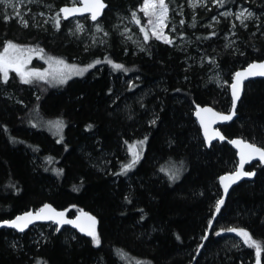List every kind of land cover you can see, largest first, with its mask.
Listing matches in <instances>:
<instances>
[{
    "label": "trees",
    "instance_id": "16d2710c",
    "mask_svg": "<svg viewBox=\"0 0 264 264\" xmlns=\"http://www.w3.org/2000/svg\"><path fill=\"white\" fill-rule=\"evenodd\" d=\"M105 1L102 50L70 40L67 21L53 31L0 15V49L11 42L87 64L58 85L26 84L13 71L5 82L0 73V220L47 204L71 214L77 208L94 218L100 241L70 226L1 228L0 264H264V164L252 165L253 179L223 197L217 179L235 169V151L226 142L206 147L193 116L196 105L231 106L229 86L210 77L213 65L229 82L237 68L264 58V0H216L195 27L182 23L192 38L187 47L147 35L142 49L113 28L116 15L139 0ZM40 2L59 9L68 0ZM240 4L258 18L235 28L234 45L226 21L199 27ZM220 129L264 147V79L246 83L235 119ZM144 137L142 157L122 172L125 143ZM229 228L247 231L260 245L258 257L219 234Z\"/></svg>",
    "mask_w": 264,
    "mask_h": 264
},
{
    "label": "rangeland",
    "instance_id": "374dc122",
    "mask_svg": "<svg viewBox=\"0 0 264 264\" xmlns=\"http://www.w3.org/2000/svg\"><path fill=\"white\" fill-rule=\"evenodd\" d=\"M215 1L216 0H165V5L167 6L168 10L163 20L161 21L159 19L158 9L156 10L155 15H145L144 11H141V8L144 5V0H139V3L134 9H128L126 12H122L120 14H117L115 12L117 15L116 18L113 19V28L115 29V31H117V34L121 36L122 40L131 43L136 49H142L144 47L143 38L146 35L157 38L156 35L153 34L154 32L161 34V38H159V40L166 42V37L167 41H170L168 42L170 45H173L177 48H185L192 42V38L182 30V23L185 21L187 27L189 29H192L193 27H195L194 24L198 21L197 15L199 14L200 16H203L208 14V11L210 10L209 6H212ZM247 1H249V3H252L255 0ZM77 3L78 0H68V3L66 4L73 5ZM241 12H244L245 17H247L246 19L243 17L239 19L237 18ZM248 12H251L252 15L248 16ZM133 13L136 14L135 18L133 17ZM0 15L6 20L14 19L17 23L22 25H25L24 22H26L27 24L30 22V24H32L33 26L47 27L53 31H57V20L59 21V24L63 21L61 12L55 7V5H53L52 3L40 2V0H0ZM186 16L187 20H185ZM257 18L258 13L251 5L240 4L235 9L222 10L218 14L210 17V19L205 23L198 25L199 27L213 28L221 20L226 21L228 23L226 39L228 40V44L234 45L237 41V32L235 28H247L251 24L256 25ZM66 21L68 22V24L65 26V33L68 35V38L70 40L79 43L83 47V49H86L88 51L94 49L102 50L104 48V45L106 44L105 39L108 37V35H106L102 30V22H90L87 16L75 17ZM149 21H151V23H149ZM78 24L82 26V31L77 30ZM97 25H99L101 29L100 31H97ZM5 45L0 49V54L4 53ZM17 46L21 49L34 50L31 52H25L23 54L25 59L30 56V59H28L27 63L24 64V67L22 68L23 72L46 73L43 79L37 76L26 77L29 80L39 79L48 81L52 85L62 84L53 78L54 68L56 66L50 65L48 61L49 57H52L53 59H61L67 65H74L77 69H81L84 71L87 67L86 63L77 62V58H73V60H75L76 62H67L60 57L44 52H39L38 50L40 49L38 48L35 49L27 45ZM8 55L18 56L19 53L13 52V50L10 49ZM202 61V58H198L199 63H202ZM8 71L15 72L21 79V76L12 68H9ZM210 73V77L218 86H229L231 79L228 82L225 78H223L222 73L216 68V65L212 66ZM82 74H76L75 72H66V80L72 77L81 76ZM141 141H143L142 144L140 143ZM145 141L146 138L144 137L138 140H130L125 143L123 151L126 154V158H128V162L127 164L125 163L123 167L132 162L134 154H138L139 159L142 157ZM73 209L75 215L84 213L77 208ZM94 231L96 236L98 237L95 229ZM88 233L87 235H89ZM222 233L231 234L239 243L243 244L244 246L253 248L256 257H258L257 248L249 246V244L245 243L244 238L238 235L237 232L228 231L227 229L226 231L219 232V234ZM89 236L92 240V243L94 245H97L94 243L93 237L91 235Z\"/></svg>",
    "mask_w": 264,
    "mask_h": 264
},
{
    "label": "water",
    "instance_id": "95a60500",
    "mask_svg": "<svg viewBox=\"0 0 264 264\" xmlns=\"http://www.w3.org/2000/svg\"><path fill=\"white\" fill-rule=\"evenodd\" d=\"M102 2L104 3L105 7L101 10L100 15L97 17V19L95 21L92 20L91 12H89V11L74 12V13L68 15L67 18H65V14L60 11L61 15H62V19L64 21H66V20H69V19H72L75 17L87 16L90 22H96L103 16V13H104L105 9L107 8V2L105 0H102ZM66 7L67 8L83 9L84 3H83V0H78L77 4H73V5L63 4L60 6L59 10H61L62 8H66ZM253 63H257V64L264 63V58H262L260 60L250 61L247 64H245L244 66L237 68L233 72L232 77H231V81L229 84V96L231 99V106L229 109H227L226 111H222V110H218V109L212 107L211 105L205 104V105H196L194 112H193V116L196 120V123L199 126V129L201 132V137H202L206 147H210V145L212 143H215V142H219V143L226 142L235 151V155H236V167H235V169L230 171V172L223 173L217 179L219 187L223 192V197H225L227 195V193L229 192V190L233 186L237 185L238 183H240L242 181H251L253 179L254 170L250 169V167L252 165L257 164V163L264 164V161H261L258 155L253 154V155L249 156L248 149H246L244 147L245 144H253V143H251L247 140H244L240 137L228 138L223 134V132L220 129L221 126L226 125L235 119L236 108H237L238 102L242 96V93H243V90H244L246 83H248L249 81L254 80V79H264V76L247 75V74L243 78H241V82H240V86H239V97L235 101V107H233V90H232L231 85L236 80V73L237 72L246 73V70L248 69L249 65L253 64ZM204 109H211V111H204ZM221 116H231V119L223 120V119H220ZM233 141H238L240 143H233ZM256 146L260 147L258 145H256ZM242 153L244 154V162H243V167L241 168ZM241 171L244 173H251V175H241L239 177V179H235L236 174L238 172H241ZM222 177L225 178L223 181L221 180ZM225 186H227V191H225ZM47 205H49V204H47ZM49 206L53 210V212H48L46 210L42 214V217L52 216L51 219L35 218V214L37 212H39V210L44 207V205H43L37 209H30L27 211H22V212L15 214L11 218L0 220V229L1 228L11 229L17 233H23L24 231L28 230L29 228H31L35 225L53 224V225L58 226V227L70 226L72 228H75V229L83 232V233H88L89 231L95 229V227H96V224L95 223L93 224L92 220L89 219V217H91V218H93V217L87 213L75 215V214H71L70 211L67 209H59V208L54 207L53 205H49ZM26 213H32L33 217L31 218V222L27 224V227H24L23 231L19 230V228H17V227H11V226H9V224L5 223L6 221L11 222L13 220H16L17 217L25 216ZM53 213H63L64 215H63V217H60V216L53 215ZM69 220L74 221V223H65L64 222V221H69ZM21 223H23V221ZM258 262H259V264H261V262L259 260H256L253 264H258Z\"/></svg>",
    "mask_w": 264,
    "mask_h": 264
},
{
    "label": "snow or ice",
    "instance_id": "6c2138e0",
    "mask_svg": "<svg viewBox=\"0 0 264 264\" xmlns=\"http://www.w3.org/2000/svg\"><path fill=\"white\" fill-rule=\"evenodd\" d=\"M84 3V7L83 9H78V8H62L60 11L63 12L65 14V18H67L68 15L74 13V12H79V11H89L91 12V18L93 21H95L97 19V17L100 15L101 10L105 7L104 3L102 2V0H83ZM159 10V19L162 21L164 16L167 13V6L165 5V0H144V5L141 8V11H144L145 15H155L156 14V10ZM247 11V10H245ZM252 13L248 12V16H251ZM136 14L133 13V17L135 18ZM247 18L245 17L244 12H241L239 14V16L237 17L239 18ZM243 22V21H242ZM25 23V26H27V23ZM149 23H151V21H149ZM57 27H59V21L57 20ZM77 30L82 31L83 28L81 25H77ZM100 27L99 25H97V31H100ZM143 31V29H142ZM154 35H156V37L159 39L161 38V34L154 32ZM145 38L147 39V35L145 36ZM166 42H170L167 41V38L165 37ZM13 50V52L19 53L18 56H9V50ZM34 51L33 49H21L19 48L17 45L9 42L5 45L4 47V53L0 54V73H2V77L3 80L6 82L8 79V70L9 68H12L13 70H15L20 76H21V80L23 83H30V80L27 79L26 77H30V76H37L41 79L44 78V76L46 75V73H39V72H23L22 68L24 67V64L27 63L28 59H30V56L25 59L24 58V53L25 52H31ZM39 52H43L42 49L38 50ZM48 61L50 63V65H54L56 66L54 68V73H53V78L55 80H57L60 83H63L66 79H67V73H73L75 72L76 74H82V72L84 70L81 69H77L74 65L73 66H69L67 65L63 60L61 59H53L52 57L48 58ZM100 61H97V63H99ZM109 63H111V61H108ZM91 67V65L89 66ZM114 67L116 68H120L122 67L121 65H114ZM260 75V76H264V63H253L250 64L248 69L246 70V73H242V72H237L236 73V80L235 82L231 85L232 90H233V107H235V101L236 99H238L239 97V86H240V82H241V78H243L245 75ZM204 111H211V109H204ZM220 119L223 120H229L231 119V116H221ZM55 126L57 128H60L63 126V122L62 121H57L55 122ZM91 127V126H89ZM141 144L143 143V141L140 142ZM233 143H240L238 141H233ZM244 147L246 149H248V154L249 156L255 154L258 155L261 161H264V147H257L255 144H245ZM139 159V155L138 154H134V158L132 160L131 163H129L128 165H125L122 168V172L127 171L128 169H130L131 167L134 166V164L138 161ZM241 168L243 167V162H244V154L242 153L241 156ZM241 175H251V173H244V172H238L235 176V179H239V177ZM174 178V177H173ZM225 178H221V180L223 181ZM234 182V181H233ZM225 191H227V186H225ZM223 201H218L217 202V211H219V207L220 204H222ZM48 212H53V210L50 208L49 205H44V207L42 209L39 210V212H37L35 214V218H48L51 219L52 216H47V217H42V214L45 211ZM53 215L55 216H60L63 217V213H53ZM33 217L32 213H26L25 216L22 217H17L16 220H13L11 222H5L6 224H9V226L11 227H17L19 228V230L23 231L24 227H27V224L31 222V218ZM90 220H92L93 224L95 223L94 219L89 217ZM23 221V223H21ZM65 223H74V221H64ZM228 231H235L237 232L238 235H240L242 238H244V242L249 244V246L252 247H256L257 248V253L259 254V248L260 245L254 241L252 239V237L249 235V233L247 231H245L244 229H234V228H229ZM89 235H91L93 237V241L95 244H99V238L96 236L94 229L92 231H90L88 233ZM259 264V262H258Z\"/></svg>",
    "mask_w": 264,
    "mask_h": 264
}]
</instances>
